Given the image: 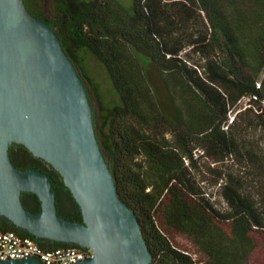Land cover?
<instances>
[{
	"label": "trees",
	"instance_id": "obj_1",
	"mask_svg": "<svg viewBox=\"0 0 264 264\" xmlns=\"http://www.w3.org/2000/svg\"><path fill=\"white\" fill-rule=\"evenodd\" d=\"M24 2L74 64L82 68L84 49L108 75L119 102L93 119L95 137L119 198L134 210L148 264H251L257 239L264 242V153L247 135L264 128V0H51L50 14L40 0ZM243 97L247 106L227 123ZM8 154L15 166L46 174L54 202L67 192L76 212L62 217L81 222L49 163L21 144ZM202 159L222 207L200 184ZM21 194L35 201L30 211L40 210L34 193ZM0 218L9 223L0 231L43 247Z\"/></svg>",
	"mask_w": 264,
	"mask_h": 264
},
{
	"label": "water",
	"instance_id": "obj_2",
	"mask_svg": "<svg viewBox=\"0 0 264 264\" xmlns=\"http://www.w3.org/2000/svg\"><path fill=\"white\" fill-rule=\"evenodd\" d=\"M23 145L62 177L81 222L56 214L45 173L20 169L8 145ZM34 193L40 210L24 207ZM0 215L35 237L93 251L70 264H148L151 260L134 210L119 198L94 132L93 109L73 61L48 23L24 0H0ZM0 264H41L34 258Z\"/></svg>",
	"mask_w": 264,
	"mask_h": 264
},
{
	"label": "rangeland",
	"instance_id": "obj_3",
	"mask_svg": "<svg viewBox=\"0 0 264 264\" xmlns=\"http://www.w3.org/2000/svg\"><path fill=\"white\" fill-rule=\"evenodd\" d=\"M47 14L52 13L51 0H40ZM78 56L81 61L82 68L79 64H74L78 75L81 78L85 88L88 100L93 109V119L99 122L100 113L103 108L109 107L112 104L118 103L119 99L111 85L108 75L104 67L86 50H80ZM153 81L158 88V94L161 98L166 96L165 91L162 89L160 80L156 72L152 73ZM247 98L243 97L238 101L228 112V120L236 111L247 106ZM247 135L252 138L253 142L257 145L262 153H264V128L257 129L251 128L247 130ZM208 164L206 159L200 161V171H203L204 179L200 184L202 185L205 193L214 202L216 207H222L224 204L219 197L217 191V184L209 182L210 174L206 172L205 166ZM210 163L209 166H212ZM228 164V163H227ZM258 245L254 254L251 256L249 263L251 264H264V242L262 239H257Z\"/></svg>",
	"mask_w": 264,
	"mask_h": 264
},
{
	"label": "built area",
	"instance_id": "obj_4",
	"mask_svg": "<svg viewBox=\"0 0 264 264\" xmlns=\"http://www.w3.org/2000/svg\"><path fill=\"white\" fill-rule=\"evenodd\" d=\"M92 254L93 251L86 247L43 248L32 238L13 230L0 231V260L34 258L41 264H70L91 257Z\"/></svg>",
	"mask_w": 264,
	"mask_h": 264
},
{
	"label": "flooded vegetation",
	"instance_id": "obj_5",
	"mask_svg": "<svg viewBox=\"0 0 264 264\" xmlns=\"http://www.w3.org/2000/svg\"><path fill=\"white\" fill-rule=\"evenodd\" d=\"M9 145H8V147H9ZM16 155L20 159L25 158L22 151L17 150ZM16 167L22 169L20 165L16 166ZM21 193L22 192H20V199H21L22 204L24 205L25 208L32 210L35 207V201L30 196H28L27 194H21ZM70 203H71V197L69 196V194L65 191L62 192L58 196L57 200L55 201V211L60 216H62L63 214L75 213L76 208L73 207ZM0 226L2 228H6L7 226H9V223L5 222L2 218H0ZM38 242L44 248H51V247L55 246V241L47 239V238L38 237Z\"/></svg>",
	"mask_w": 264,
	"mask_h": 264
}]
</instances>
